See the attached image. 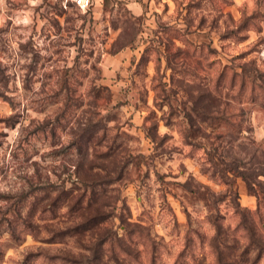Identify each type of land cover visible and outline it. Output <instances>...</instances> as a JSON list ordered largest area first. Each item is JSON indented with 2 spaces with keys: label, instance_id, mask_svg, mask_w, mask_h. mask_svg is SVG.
Wrapping results in <instances>:
<instances>
[{
  "label": "clouds",
  "instance_id": "9594fccd",
  "mask_svg": "<svg viewBox=\"0 0 264 264\" xmlns=\"http://www.w3.org/2000/svg\"><path fill=\"white\" fill-rule=\"evenodd\" d=\"M0 264H264V0H0Z\"/></svg>",
  "mask_w": 264,
  "mask_h": 264
}]
</instances>
